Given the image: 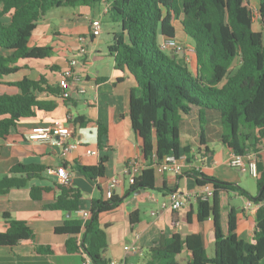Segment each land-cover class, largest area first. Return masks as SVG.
<instances>
[{"label":"trees","instance_id":"obj_1","mask_svg":"<svg viewBox=\"0 0 264 264\" xmlns=\"http://www.w3.org/2000/svg\"><path fill=\"white\" fill-rule=\"evenodd\" d=\"M257 1L259 31L254 30L252 0H0V84L19 70L20 61L51 56L50 47L29 46L37 24L50 10L109 6L106 15L122 24L108 47L109 56L116 69L127 71L137 85L131 92L130 120L145 166L130 192L154 189L157 173L153 165L168 156L180 159L183 154L191 163L190 148L181 142L186 118H198L199 144L206 146V154L213 153L207 138L221 141L234 155H243L264 142V0ZM178 25L195 51V72L189 68L186 55H170V50L161 48L163 41L177 37ZM10 85L19 93L0 95L1 139H7L22 120L55 109L54 102L39 98L42 93L61 94L43 78H24ZM208 126L213 130L205 133ZM107 161L105 157L95 167L77 165L76 170L98 181L105 175ZM44 170L37 165L14 166L10 177L0 179V195L27 188L31 178L40 177ZM189 173L199 189L209 186L213 191L211 198H199L197 203L199 222L214 221V253L208 254L202 233L186 237L176 233L161 237L151 249V264H264V209L255 214V242L250 243L237 235V209L232 204L234 194L264 201L262 157L255 178L256 196L204 173ZM58 187L60 193L50 208L77 212L81 194L69 186ZM45 190L48 188L32 187L31 197L39 200ZM121 202L115 195L106 201H94L87 220L76 216L57 227V235L68 236L67 252L83 253L92 264H110L104 256L107 226L101 224L100 216L115 210ZM4 217L8 229L0 234L1 246L34 243L35 233L25 222L13 220L9 214ZM131 220L134 223L133 216ZM176 223L174 216V226ZM37 252L51 254L53 250L39 247Z\"/></svg>","mask_w":264,"mask_h":264},{"label":"crops","instance_id":"obj_2","mask_svg":"<svg viewBox=\"0 0 264 264\" xmlns=\"http://www.w3.org/2000/svg\"><path fill=\"white\" fill-rule=\"evenodd\" d=\"M104 7L105 5L94 9L86 6L73 8V11L61 16L57 23L48 19V14H55L50 10L37 24L29 46L50 47L53 49L51 56L41 60L20 61L17 64L19 70L0 84V95L19 93L10 84L24 78L35 81L43 78L57 89L61 72L68 67L70 59L78 57L82 60L78 71L86 88L84 95L73 94L67 100L61 96L42 93L39 98L54 102L55 109L37 112L35 117L19 122L7 139L0 138V179L10 177L11 169L18 164L37 165L45 169L40 177L31 178L27 188L12 189L0 195V234L8 229L5 214H9L13 220L25 222L35 233L32 245L13 248L0 245V264H84L88 257L83 253L69 254L66 248L68 236L57 235L55 230L71 218L82 216L83 211L89 212L94 201L111 198L108 192L113 179L118 183L112 189L111 196H117L122 202L115 210L100 216L101 224L107 226L108 249L104 256L109 262L151 264V249L158 245L161 237L170 238L176 233L184 237L202 233L211 256L214 253V221L210 218L203 223L199 222L197 201L189 199L185 208L179 211L163 210L160 203L168 200L171 193L193 195L206 188L197 187L190 171L204 173L220 181L238 185L244 190L247 187V174L229 166L228 162L233 154L221 141L207 138L208 148L213 153L206 154V146L199 144L201 129L198 118L193 117L186 118L181 127L182 146L190 148L191 163L186 162L179 175L172 172L157 174L154 189H144L139 195L130 192L131 185L124 174L127 164L136 160L141 168L145 166L141 146L130 120L131 92L137 85L127 71L116 69L114 60L108 53L114 34L121 31L122 24L111 19L113 39H106L105 43L101 41L103 30L99 34L91 33L92 22L101 21ZM80 37H86L87 41L79 42ZM176 39L183 46L192 47L191 41L181 29ZM83 44L88 52L81 57L78 50ZM179 55L181 58L185 56ZM192 63L190 56L189 65ZM191 69L195 72L196 67ZM56 122L69 129L70 141L80 144L78 150L62 156L57 146V136L49 141L30 139V136ZM212 130L213 127L208 126L205 133ZM217 146L220 148L219 153L215 150ZM88 150L93 151V154H87ZM105 157L108 158L105 175L98 181L87 179L76 170L77 165L95 167ZM182 157L187 161L185 154ZM262 160L264 161V154ZM62 167L71 175L69 187L81 194L80 207L75 213L50 208L60 193L56 172ZM32 187L48 190L42 192L39 200H35L31 197ZM256 194L257 185L255 196ZM245 199L239 194L233 196L232 204L237 209L238 217L237 235L244 241L254 243L256 213L244 209ZM174 216L177 221L175 226ZM127 245L138 247L139 253H127ZM39 247H51L53 252L39 254Z\"/></svg>","mask_w":264,"mask_h":264},{"label":"built area","instance_id":"obj_3","mask_svg":"<svg viewBox=\"0 0 264 264\" xmlns=\"http://www.w3.org/2000/svg\"><path fill=\"white\" fill-rule=\"evenodd\" d=\"M109 13V6H106L103 10V15ZM102 30V23L100 20H94L91 25V33L99 34ZM79 42L85 43L87 41L86 37H80ZM161 48L163 50H171L176 54L185 53L186 61L190 63V56L195 53L192 47L183 46L176 38L165 40L161 43ZM87 47L83 44L78 53L81 57L87 55ZM82 60L78 57H73L68 62V67L61 72L60 79L58 82V88L60 89V96L67 100L70 99L73 94L84 95L86 93V88L84 86V80L80 75L78 68L81 65ZM57 136V146L61 150L62 156H66L75 150L79 149L78 142L70 141V131L69 129L60 122L52 124L50 127L43 129L41 132L30 136L31 140L38 141H49ZM87 154L92 155L93 151L88 150ZM264 154V142L259 144L256 149L248 150L243 155H232L229 159V166L233 169L238 170L242 174H247L252 178H257L258 176V162ZM186 164V159L181 157L176 159L174 156H168L160 164L153 165L155 172L161 174L164 172H172L176 175L182 173L183 167ZM142 168L138 161L131 160L125 170L124 174L127 176L128 181L131 184L135 182L136 177L140 174ZM58 182L60 185L69 186L71 183V175L66 168L62 167L56 172ZM118 181L113 179L109 188V196L112 195V189L116 186ZM213 195L212 189L207 186L203 191L192 194L183 195L178 192L171 193L168 200L160 203V207L163 210H173L179 211L187 205L189 199L194 198L196 201L198 199L207 200ZM244 209L256 213L259 209H264V201H253L245 199ZM156 215V213H153ZM82 217L84 220L89 218V212L83 211ZM127 253L138 254L139 248L132 245H127L125 247ZM84 264H91L89 258L86 259ZM110 264H122L117 261H112Z\"/></svg>","mask_w":264,"mask_h":264},{"label":"rangeland","instance_id":"obj_4","mask_svg":"<svg viewBox=\"0 0 264 264\" xmlns=\"http://www.w3.org/2000/svg\"><path fill=\"white\" fill-rule=\"evenodd\" d=\"M252 4H253V12H254V30L259 31L261 30L260 28V21H259V14H258V1L257 0H252ZM54 11V16H52L53 14H48V19L57 23L56 21H59L61 19V16H63L65 13H69L71 11H73V8H69V7H62V8H55L52 9ZM101 21H102V30L103 33L101 34V41L103 43H105L106 39H113V35H112V26H113V22L111 20V17L109 15H102L101 17ZM180 32V27L178 25V33ZM179 39H181V36L179 34ZM190 40V39H189ZM171 50L167 51V53L171 54ZM191 59L193 61L192 65H189V68L191 69V67H195V54L191 55ZM192 70V69H191ZM215 150L219 153V146H217L215 148ZM246 180H247V187H245V190H247L251 195L255 196L256 193V180L252 177H250L249 175L245 176ZM244 188V187H243ZM236 203V202H235Z\"/></svg>","mask_w":264,"mask_h":264},{"label":"water","instance_id":"obj_5","mask_svg":"<svg viewBox=\"0 0 264 264\" xmlns=\"http://www.w3.org/2000/svg\"><path fill=\"white\" fill-rule=\"evenodd\" d=\"M171 54H172V55H175V52L172 51ZM181 55L184 56L185 53H181ZM142 192H144V189H142L141 192H140V191H137V192H136V195H139V194L142 193Z\"/></svg>","mask_w":264,"mask_h":264}]
</instances>
